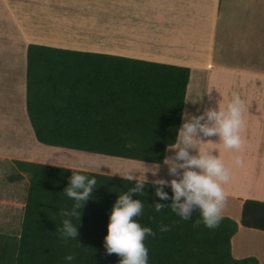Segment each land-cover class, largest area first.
<instances>
[{"label":"trees","instance_id":"trees-1","mask_svg":"<svg viewBox=\"0 0 264 264\" xmlns=\"http://www.w3.org/2000/svg\"><path fill=\"white\" fill-rule=\"evenodd\" d=\"M189 72L176 64L28 43L26 114L40 143L160 164L178 135ZM13 163L16 171L7 180L22 181L27 175V186L19 232L0 231V264H119L117 254L106 252L104 237L113 205L134 181L45 163ZM73 173L97 181L79 219L61 215L75 203L63 193ZM155 190L147 181L144 195L132 196L144 203L137 221L156 233L144 241L148 264L257 263L254 256L234 258L231 239L239 225L264 231V200L245 199L238 222L223 216L216 229L202 222L193 228L201 220L199 211L189 220L170 207L157 213L155 203L171 200H161ZM163 191L172 196L170 187ZM64 219L77 226V241H61ZM161 225L171 230L161 232ZM70 252L75 253L71 262L64 259Z\"/></svg>","mask_w":264,"mask_h":264},{"label":"crops","instance_id":"crops-1","mask_svg":"<svg viewBox=\"0 0 264 264\" xmlns=\"http://www.w3.org/2000/svg\"><path fill=\"white\" fill-rule=\"evenodd\" d=\"M108 10L112 15L106 18H111L109 21L118 27L113 46L107 45L102 34H99L100 38L96 37L94 45H82L83 41L78 37L85 35L80 20H100ZM75 15L79 20H74ZM93 29L104 31L101 25L94 24ZM28 43L188 67L190 72L180 126L184 114L201 115L209 108L226 105L233 94H239L247 107L244 113L246 124L241 133L246 145L241 152L224 150L220 144L212 150V154H220L231 171V179L224 185L228 200L223 216L233 217L238 222L245 199L264 200V0H0V98L4 99L5 94L7 98L6 102L2 101V106L7 107L3 108L2 114L10 119V96H16V103L24 111L31 141L24 144L16 140L14 147L23 152L33 149L38 153L31 155L9 150V144L4 145L5 135L1 131L0 164L23 160L93 171L67 158L64 161L61 156V160H42L37 156L39 153L57 155L55 152H67L65 149L69 148L38 142L32 129L31 136L29 128L32 127L26 117L24 99ZM210 87L212 89L207 93ZM16 132L13 130L14 134ZM201 139L218 142L215 136H201ZM169 147L164 160L174 155ZM76 151L97 158V155L88 154L90 152ZM235 155H245L242 167L233 163ZM138 165L148 168L158 165L155 175L151 172L145 176L147 181L173 178L163 162L140 161ZM100 169L97 168L96 172L108 174L109 170ZM110 175L122 176L123 173ZM141 178L137 176V179ZM23 181L27 182V179L24 177ZM22 193L16 189L9 191L8 200L0 196L1 232H19V217L24 204L20 198ZM16 212L19 216L17 222L13 219ZM238 234L243 239L236 243ZM231 253L234 258L254 256L256 264H263L264 231L239 225L231 239Z\"/></svg>","mask_w":264,"mask_h":264},{"label":"clouds","instance_id":"clouds-1","mask_svg":"<svg viewBox=\"0 0 264 264\" xmlns=\"http://www.w3.org/2000/svg\"><path fill=\"white\" fill-rule=\"evenodd\" d=\"M210 87L207 93H210ZM247 111L245 101L239 94H233L226 104L217 108H209L198 116L184 114V122L178 129L176 141L169 147L174 155L165 158L170 180L156 179L152 183L156 186L155 195L161 200H171L168 205L155 203L154 211L159 213L162 208L170 207L183 220H189L192 212L198 210L201 220L195 221L193 228H198L201 222L208 229L219 227L223 212L227 206L228 196L224 185L231 179V171L219 155H213L216 144L222 145L224 150L243 151L246 140L241 133L245 128L244 113ZM203 137H218V142L203 141ZM207 145H213L208 147ZM128 148L133 144L128 143ZM191 150V151H190ZM195 154H192V153ZM233 163L242 167L244 161L241 156L233 158ZM158 165L154 168L145 167L142 178L133 175L135 171H125L121 179L134 181L135 186L118 196L109 213L107 234L104 237V247L108 254H117L121 259L119 264H148V249L145 246L147 236H155L151 227L141 226L137 221L144 210V203L132 196L144 195L147 183L144 173L152 172L155 175ZM96 179L86 175L73 173L68 186L63 193L73 201V209L61 213L65 217H80V209L91 197L96 187ZM170 187L172 196L163 191ZM79 210V211H78ZM171 227L161 225V232H168ZM60 239L67 243L69 239L76 240L79 235L77 226L71 219H64L59 230ZM79 244V243H78ZM75 253L70 252L64 259L73 261Z\"/></svg>","mask_w":264,"mask_h":264},{"label":"rangeland","instance_id":"rangeland-1","mask_svg":"<svg viewBox=\"0 0 264 264\" xmlns=\"http://www.w3.org/2000/svg\"><path fill=\"white\" fill-rule=\"evenodd\" d=\"M108 14H104L103 18H98V20H89V22L87 20H80V24L83 25L81 30L84 33L85 37H78L79 40L83 41L82 45L84 46H89V45H94L95 44V40L96 37H99V34H102V36L105 38L107 45L109 46H113L114 42V38L115 35H117V33L115 32V30H118V27L113 23L110 22L109 20L111 18H106L107 16L111 17L112 13L108 10L106 11ZM105 19V21H104ZM74 20H79L78 19V15H75V19ZM86 21V22H85ZM95 26H102V28H104V31H95L93 29ZM72 27H75V25H73ZM91 31V32H90ZM119 40H120V36ZM100 38V37H99ZM125 38V37H124ZM126 39V38H125ZM126 46V44H125ZM124 51V49H123ZM244 59V58H242ZM16 96H10L11 98V112H9V120L7 119V116L4 114H2V110L7 109V107L2 106V101L6 102L7 98H6V94L3 96L4 99L0 98V118L2 117H6L4 118L5 120H0V133L1 131H3V135H5V137L3 138L4 140V145L9 144V150L13 149V152L15 153H24V154H38V153H34L33 149L32 150H24L25 152H23L22 149H17L15 145L16 140L20 141L24 144L28 143V141H31L30 137L27 134V128L25 125V120L23 118V113L22 112V106L18 105L17 100L15 98ZM20 102V101H19ZM10 109V108H9ZM18 109H21V111H19ZM27 120L29 122L28 116L26 115ZM181 122V121H180ZM30 130L32 128H29ZM14 131H17L15 134L13 133ZM11 131V134L9 133ZM19 134V137L18 134ZM1 136V135H0ZM31 136H32V130H31ZM216 137V136H215ZM32 139H34L32 137ZM1 140V139H0ZM30 145V144H27ZM7 148V147H5ZM67 152H55L57 155H47L45 153L37 155L39 158H41L42 160H61V157H63L62 160L66 161V158L69 159L70 162H75L77 164H84L85 167L89 168V169H94L93 171L96 172L97 168H101L100 170H109L107 171L108 174H113V172H122L124 173L125 171H135L133 173V175L135 176H142L143 172L145 170H150V169H145V167L147 166H139L137 160H131V159H127V158H120V157H114V156H107L104 154H94V153H88L90 155H97V158L94 157H89V156H83L82 154H78V151L76 150H71V149H65ZM72 151V152H70ZM216 155V154H213ZM220 155V154H219ZM61 156V157H60ZM79 156V157H76ZM100 156H103L102 158H100ZM237 156V155H235ZM242 157V159H245V155H239ZM75 157V158H74ZM99 157V158H98ZM135 161L137 162V165L135 163ZM134 163V164H131ZM145 165V164H143ZM117 170V171H116ZM13 171H16L15 166L13 165L12 162L10 161H4V163L0 164V196H4L5 199H9L10 194L9 191L12 190H17V192H23L22 194H20V198L22 201H24V196H25V192H26V186H27V182L25 181H14V182H10L7 180V175ZM240 172V171H239ZM151 172H146L144 173L145 176H147L148 174H150ZM25 178L27 179V175L25 176ZM162 178V177H161ZM24 185V187H23ZM8 202V201H7ZM11 205V204H10ZM8 205V206H10ZM17 214L13 217L14 221H18V212H16ZM21 215H22V211H21ZM20 215V217H21ZM16 217V218H15ZM19 217V219H20ZM229 217V216H227ZM231 218V217H230ZM232 219L234 220V218L232 217ZM236 221V220H235ZM3 227L0 226V230ZM20 228V225H18V230ZM243 239V237L238 234L236 236V243L240 242ZM246 239V238H245Z\"/></svg>","mask_w":264,"mask_h":264}]
</instances>
